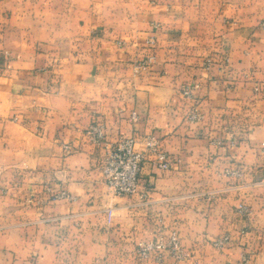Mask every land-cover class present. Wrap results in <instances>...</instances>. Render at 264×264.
Instances as JSON below:
<instances>
[{
	"label": "crops",
	"instance_id": "0c3cea01",
	"mask_svg": "<svg viewBox=\"0 0 264 264\" xmlns=\"http://www.w3.org/2000/svg\"><path fill=\"white\" fill-rule=\"evenodd\" d=\"M263 20L264 0H0V264H264ZM96 122L173 168L145 153L137 194H113ZM168 229L186 256L142 260Z\"/></svg>",
	"mask_w": 264,
	"mask_h": 264
},
{
	"label": "built area",
	"instance_id": "2783aa9c",
	"mask_svg": "<svg viewBox=\"0 0 264 264\" xmlns=\"http://www.w3.org/2000/svg\"><path fill=\"white\" fill-rule=\"evenodd\" d=\"M264 29V21L262 24ZM155 43L154 37L146 39V44L152 47ZM156 61L153 53H148L143 57L133 62V74L138 75L142 70L151 67ZM197 85H194V88ZM181 93L184 97H191V87L184 86L181 89ZM138 114L133 111L131 113V119L133 121L138 120ZM203 115L192 112L189 119L193 122L200 121ZM86 134L89 140L95 145H104V156L102 159L101 172L103 182L110 192L115 195H136L139 188V176L141 171L142 162L145 158V153H151L154 155V163L157 168L161 170H169L173 168V163L169 158V155L160 148L159 140L148 135L145 137L143 144L144 150L139 151L135 149L136 139L133 136L120 137L112 144H105L104 126L101 123H93L86 129ZM64 151L71 153L72 149L69 146H64ZM227 176H241L240 169H225L223 172ZM53 200H67L74 201L75 197L68 193L66 190H59L52 194ZM239 212H246L247 208L243 205H239ZM228 236L222 237L215 245L222 247L227 241ZM170 253L175 258H182L184 254L181 251L179 236L175 230H171L168 233H159L152 242L141 243L139 245L138 254L141 259H147L151 255L155 257L157 261L161 260L164 253ZM250 255L246 254L242 257V264H248Z\"/></svg>",
	"mask_w": 264,
	"mask_h": 264
},
{
	"label": "rangeland",
	"instance_id": "374dc122",
	"mask_svg": "<svg viewBox=\"0 0 264 264\" xmlns=\"http://www.w3.org/2000/svg\"><path fill=\"white\" fill-rule=\"evenodd\" d=\"M263 21H264V20H263ZM263 21L260 23L261 28H262ZM262 29H263V28H262ZM207 64H208V63H207ZM107 189H108V188H107ZM263 205H264V199H263ZM243 206H244V205H243ZM171 230H175V229H168V230H166V231H161L160 233H164V234H166V233H168V232L171 231ZM175 231H176V230H175ZM176 232H177V231H176ZM177 233H178V232H177ZM158 234H159V233H158ZM158 234H157V235H158ZM178 236H179V234H178ZM155 238H156V237H155ZM155 238H154V239H155ZM154 239H153V240H154ZM147 242H152V241H147ZM147 242H144V243H147ZM179 243H180V238H179ZM180 247H181V245H180ZM181 251H182V248H181ZM167 253H168V252H167ZM182 253L184 254L183 257H185L186 254H185L183 251H182ZM165 254H166V253H164L163 256H164ZM168 254H170V253H168ZM170 255H171V254H170ZM151 256H153V255H151ZM151 256H150V257H151ZM172 256H173V255H172ZM150 257H149V258H150ZM153 257H154V256H153ZM173 257H174V256H173ZM183 257H182V258H183ZM140 258H141V257H140ZM149 258H147V259H149ZM162 258H163V257H162ZM162 258H161V259H162ZM182 258H177V259H182ZM154 259H155V257H154ZM142 260H146V259H142ZM155 260H156V259H155ZM156 261H157V260H156ZM159 261H161V260H159Z\"/></svg>",
	"mask_w": 264,
	"mask_h": 264
}]
</instances>
